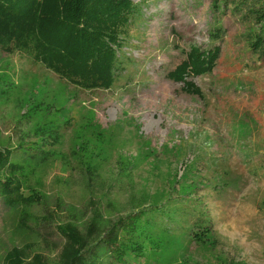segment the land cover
<instances>
[{
  "label": "rangeland",
  "instance_id": "374dc122",
  "mask_svg": "<svg viewBox=\"0 0 264 264\" xmlns=\"http://www.w3.org/2000/svg\"><path fill=\"white\" fill-rule=\"evenodd\" d=\"M135 1L109 86L0 49V151L21 164L0 177L31 194L9 207L0 193V264L14 247L55 263L58 228L85 236L97 219L92 241L143 207L156 226L129 264H264V44H250L261 0ZM192 45L220 47L210 71L186 76L200 95L168 75Z\"/></svg>",
  "mask_w": 264,
  "mask_h": 264
},
{
  "label": "trees",
  "instance_id": "16d2710c",
  "mask_svg": "<svg viewBox=\"0 0 264 264\" xmlns=\"http://www.w3.org/2000/svg\"><path fill=\"white\" fill-rule=\"evenodd\" d=\"M139 9L135 0H0V49L28 51L34 59L77 86H109L120 63L119 51L128 25ZM253 10L257 29L250 44L258 49L264 44V0ZM219 51V45L208 48L192 45L168 75L182 80L185 91L200 95L199 86L186 76L210 71ZM9 153L6 149L0 151V176L21 170V164L11 160ZM20 189L15 176L3 180L0 177V193L9 207L31 197V194L23 195ZM151 206L156 208L150 211L162 210L172 216L161 204ZM144 213L143 207L120 218L110 230L92 241V233L99 229L97 219L87 225L85 236H80V229L73 225L58 228L64 241L55 263L42 253L28 255L23 248L14 247L5 255L3 264H117L116 260L129 264L128 257L133 253L141 255L146 248L143 234V238L151 240L146 228L156 226L154 213L142 220ZM198 225L196 239L207 242L211 238L209 222L201 220ZM120 230L126 235H120ZM104 252L113 254V259L104 261Z\"/></svg>",
  "mask_w": 264,
  "mask_h": 264
}]
</instances>
